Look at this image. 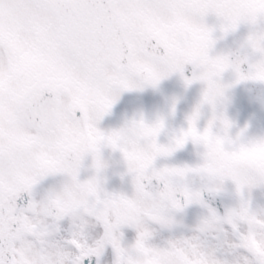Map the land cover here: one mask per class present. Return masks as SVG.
Returning <instances> with one entry per match:
<instances>
[{
    "label": "snow or ice",
    "instance_id": "obj_1",
    "mask_svg": "<svg viewBox=\"0 0 264 264\" xmlns=\"http://www.w3.org/2000/svg\"><path fill=\"white\" fill-rule=\"evenodd\" d=\"M86 6L102 15L114 28L116 36L134 41V57L129 56L125 46L119 63L109 62L103 72L93 73L78 48L64 41L60 28L54 23L55 13L62 5L53 0H0V31L11 33L16 45L13 47L7 41L0 42V70L9 68L15 61L16 48L40 46L74 77L89 80L104 97L102 104L90 111H81L71 105L70 98L57 100L50 93L23 102L9 94L0 95V108L5 112V117L0 118V127L33 141L29 148L24 149L12 144L8 136H0V264H92V258L95 257L98 262L109 246L115 252V264H120L121 254L141 243L159 255L162 264H181L178 258L181 252L199 264H229L227 259L218 258L219 247H209L203 240V237L209 236L220 239L228 234L233 237L229 248L242 253V264H264V254L258 252L252 243L254 240L264 248V219L257 218L243 203L239 208L221 215L204 199L205 192L218 194L227 180L236 185L243 198L246 188L264 182V175L241 171L239 177L233 179L227 171L209 175L202 165L196 168L155 167L158 158L170 157L189 140L201 144L208 139L214 122L201 132L197 127L199 109L189 118L188 128L176 134L167 145L158 143L165 127L162 119L154 124L140 120L127 131L129 141L145 157L143 165L136 163L135 167H128L135 189L131 198L107 193L101 186L100 173L105 168L102 149L105 144L110 145L113 151L121 152L125 161L131 156L129 152L117 149L120 131L106 134L96 126L116 101L109 98L118 96L120 92L145 85L156 87L166 75L175 72L183 74L188 65L192 66L193 73L191 79H185L186 84L206 79L198 73L196 63L191 59L170 56L168 49L150 34H141L145 21L161 29L172 25H191L201 37L200 62L209 65L212 69L210 75L232 69L243 79L257 62L243 72L240 63H233L226 57H211L209 53L215 43L213 30L201 21L214 14L221 20L222 31L228 33L235 31L242 22L255 23L264 17V11L241 7L236 0L227 3L224 0H88ZM176 39L184 45L190 34L181 32ZM253 39L264 44V35H252L248 39L251 49ZM144 68L149 71L145 72ZM112 78L120 81L119 88L111 86ZM207 79L204 104L208 102L209 92L214 96L223 94L220 85L212 83L210 77ZM89 123L93 125L94 137L89 145L69 156L52 150L65 125L83 128ZM45 153L55 161L53 166H41L39 158ZM87 156L92 157L96 175L81 181L82 162ZM20 174L30 177V183L21 184L18 180ZM56 174H63L69 179L61 190L49 192L46 197L37 200V185L44 178ZM192 175L205 181L202 188H193L188 183ZM129 200L160 215H118L113 205ZM58 201L71 207L61 209ZM194 204L208 207L209 212L197 230L200 235L170 241L165 248L149 243L153 232L147 222L171 228L175 222L174 214ZM66 220L71 225L68 229L62 228V222ZM125 227L134 228L138 233L131 247L122 244L124 233L121 229Z\"/></svg>",
    "mask_w": 264,
    "mask_h": 264
},
{
    "label": "rangeland",
    "instance_id": "obj_2",
    "mask_svg": "<svg viewBox=\"0 0 264 264\" xmlns=\"http://www.w3.org/2000/svg\"><path fill=\"white\" fill-rule=\"evenodd\" d=\"M201 22L204 24L205 27L213 30V39L215 43L219 41V45H217L216 48L215 45H213V47L211 48L209 53L211 57L217 58L220 56V51L222 49V39L220 37L223 38L224 35L232 36L234 32L240 30L241 34L238 36H236V34H233L234 36H236L234 38L237 40H239L240 38L239 42L243 44L248 50L253 64L260 60V55L258 53H254L249 47L248 39L252 35H264V17L259 18L255 23L242 22L235 31L228 33L222 31L221 20L214 14H209L208 16L204 17ZM146 30L158 35L170 47V49L177 47V45L179 44L176 39V35L181 32L187 31L182 25H172L168 26L167 29H161L156 27L151 22L145 21L141 26V31ZM191 36H197L198 41L196 43L195 40H187V42L184 44V47L189 52L192 49L199 50V41L201 39L198 33H193ZM3 39H8L9 44H11L13 47L16 46L15 39L11 33H5L3 31H0V42H3ZM133 46L135 47V45ZM213 48L217 50H212ZM16 52V59L11 64V66L7 69L0 70V95L9 94L19 100L20 96L23 95L28 89V81L37 84L46 82L48 80V76L52 73L51 70L54 66V62L50 61L51 56H49V54L46 53L40 46L19 47L16 48ZM220 57H223V55ZM176 74L178 75V72L166 75L156 87L147 89L148 91L145 92L146 95L149 96L152 100H155L160 96L169 98L170 102L172 101L174 106L177 108V113L180 112L179 101L183 103L188 100L187 104L190 107V110L192 112L191 114L193 115L197 111V109H199L200 115V113L202 112L201 99L203 98L204 92L207 88L206 83H204L203 81H196L193 84L192 89H182V84L180 85L177 80L174 79V76H176ZM235 78L236 72L232 69H229L223 73L220 83L225 89L224 96L222 98V101L218 103L215 107L210 105V108H212L210 110L212 112H215L217 109H224L226 107H229L230 104H233L232 100L226 98L225 93L226 91H230L229 88L234 87ZM236 98L242 106H239V109L236 108L238 111L229 110L227 113V117L235 116V123L238 125L243 124L242 127L239 126L238 129L242 128L244 134L249 132L250 134H257L258 136L259 134L264 133V101L258 103L257 105L255 101H253L250 97L244 94H238ZM174 101L179 107H177ZM4 117L5 112L3 108H0V118ZM253 117H258L260 120L258 122L253 120L250 121V118ZM260 122H262V124H260ZM252 123L257 124L259 126L254 127L252 126ZM245 124H248L250 126V129L254 128L253 131H250V129H245ZM257 128H260L261 130H258ZM4 133L5 129L3 127H0V136H4ZM230 134L233 136L235 132H231ZM10 137L11 133H8V138ZM171 141V139H163L162 141L160 139L158 143L162 145H167ZM196 159L200 161L201 156L199 155ZM189 165L191 167L193 166V164L190 163V158L187 156V154H185L183 149L177 150L170 157H160L155 162L156 168L189 167ZM263 183L264 182L256 183L253 185V187L246 188L245 190H251L253 193V197L255 198L259 196L260 199L264 198ZM253 190L255 191V193ZM233 193L234 195H236L234 189ZM239 196L241 195L239 194ZM246 196H248V194L244 192L242 199L246 198ZM39 199L41 198H37V200ZM258 199L259 198H256V200ZM249 209L252 213L254 212L255 215L258 216V218L261 215V218L264 219V201H257L255 206H251V208ZM177 220H179L178 227L180 228L181 235L176 236L173 233L172 227L168 228L160 226L159 228L151 230L153 232V236L149 243L154 247L165 248L168 246L170 241L187 239L186 224L188 223V219L186 217L182 219H176L174 216L175 222L173 225L176 224ZM178 258L180 259L181 264H188V257L182 252L178 253ZM226 259L229 261V264H242L239 260H237L235 257L231 256L228 253Z\"/></svg>",
    "mask_w": 264,
    "mask_h": 264
},
{
    "label": "clouds",
    "instance_id": "obj_3",
    "mask_svg": "<svg viewBox=\"0 0 264 264\" xmlns=\"http://www.w3.org/2000/svg\"><path fill=\"white\" fill-rule=\"evenodd\" d=\"M225 3L229 0H224ZM236 3L241 6L248 8L253 11H264V0H236ZM189 34L198 33L197 29L191 25L181 24ZM252 51L260 55V60L256 63L255 67L252 68L250 73L245 74V78L237 74L236 83H244L252 81L259 84H264V44L257 42L253 39ZM169 55L173 57H185L191 59L196 63L198 73L205 77L204 83L208 91V79L210 77L211 82L220 85L223 88L222 95H212L208 93V102L205 104L215 107L222 101L224 96V87L221 85L220 80L224 72L212 73V69L209 65L200 62V51L192 49L190 52L185 49L184 45L178 44L177 47L169 51ZM240 63V62H236ZM106 67V66H105ZM227 71V70H226ZM112 87L119 88L120 81L116 78L110 80ZM204 92V94H205ZM57 100L63 97L52 94ZM118 96L110 97L109 99H117ZM204 99V95H203ZM97 106L95 103L88 102L85 107L87 111ZM139 121H133L125 128L119 130L121 132L120 141L117 143V149L127 151L130 153H138L137 146L129 141L127 131L134 127V123ZM219 130H214V125L209 133L206 141H201V145L205 148L204 163L202 164L203 169L209 175H217L221 171H227L231 173V178L235 179L239 177L241 171H249L256 175H264V139H247L243 138V131L236 137L233 138L230 135V129L233 127L232 122L225 115L220 117ZM93 125L86 124L83 128H74L70 125H65L60 130V135L56 144L53 147V151H58L64 156L74 154L79 148L89 145V134L92 133ZM4 136H8V132L5 130ZM106 147L110 148V145L105 144ZM44 155L47 156V153ZM127 167H135L136 161L129 159L126 161ZM61 202L58 201L59 205ZM131 213L147 214L159 216V212H153L151 209L146 208L142 204L133 203V207L130 210ZM254 247L261 254H264V248L257 244L254 240L252 241ZM120 264H162V258L156 255L148 248L144 243L139 244L136 248L131 251L123 252L120 256ZM199 264V262H197Z\"/></svg>",
    "mask_w": 264,
    "mask_h": 264
},
{
    "label": "flooded vegetation",
    "instance_id": "obj_4",
    "mask_svg": "<svg viewBox=\"0 0 264 264\" xmlns=\"http://www.w3.org/2000/svg\"><path fill=\"white\" fill-rule=\"evenodd\" d=\"M78 3H80V0H77ZM118 99V97H117ZM131 116V117H129ZM105 119H101L99 120V122L96 124L97 128L99 130H101L102 132L108 134L111 133L113 131H119L123 128H125L126 126H128L129 124H131L133 122V119L136 118L135 117V113H132L129 111V107L128 104L125 105H119V104H114L113 108H112V112L107 113L105 115ZM94 140L93 134L90 133L89 134V142H92ZM102 154H103V149H102ZM90 158H92L91 156H87L85 157V159L82 162V167L81 169H87V164L90 160ZM106 162H105V168L103 169V171L101 173L107 172L109 174L113 173V166L109 163V159L107 157H105ZM55 164L51 163L48 164V166H53ZM92 170L95 172V169L92 167ZM50 184L51 186H56V183L60 181V179L62 178L61 174H56V175H50ZM61 209H65L68 207H71V205L69 204H64L61 203L60 204ZM115 212L118 215H124L126 213H129V209L125 206H123L122 204L120 206H113ZM70 221H64L62 222V228L64 229H68L70 228ZM121 231L124 233L123 237H127V236H131L129 234V230H125V229H121ZM113 253L114 250L110 247L108 250L106 249L105 252L102 254V256L100 257L101 261L104 264H112V259H113Z\"/></svg>",
    "mask_w": 264,
    "mask_h": 264
},
{
    "label": "water",
    "instance_id": "obj_5",
    "mask_svg": "<svg viewBox=\"0 0 264 264\" xmlns=\"http://www.w3.org/2000/svg\"><path fill=\"white\" fill-rule=\"evenodd\" d=\"M246 85H247V83H246ZM259 89V88H258ZM260 90V89H259ZM257 92H259V91H257Z\"/></svg>",
    "mask_w": 264,
    "mask_h": 264
}]
</instances>
